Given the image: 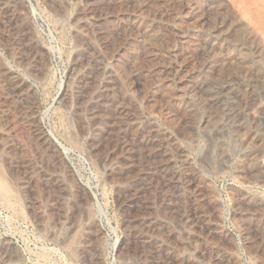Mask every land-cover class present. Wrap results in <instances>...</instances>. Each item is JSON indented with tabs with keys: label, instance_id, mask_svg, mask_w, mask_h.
<instances>
[{
	"label": "rangeland",
	"instance_id": "1",
	"mask_svg": "<svg viewBox=\"0 0 264 264\" xmlns=\"http://www.w3.org/2000/svg\"><path fill=\"white\" fill-rule=\"evenodd\" d=\"M0 246L264 264V0H0Z\"/></svg>",
	"mask_w": 264,
	"mask_h": 264
},
{
	"label": "bare ground",
	"instance_id": "2",
	"mask_svg": "<svg viewBox=\"0 0 264 264\" xmlns=\"http://www.w3.org/2000/svg\"><path fill=\"white\" fill-rule=\"evenodd\" d=\"M3 1V0H2ZM133 1V0H132ZM103 2V1H102ZM135 2V1H134ZM63 3V2H62ZM99 3V2H98ZM131 3V2H130ZM100 4V3H99ZM49 5V4H48ZM105 5V4H104ZM112 5V4H111ZM127 6V5H126ZM100 7V6H99ZM54 8H56L55 10H57L58 9V4H57V6L56 5H54ZM95 8V7H94ZM101 8V7H100ZM128 9H129V7H128ZM53 10V9H52ZM93 10V9H92ZM147 10V9H146ZM60 11V10H59ZM87 11H88V9H87ZM261 11V10H260ZM14 12V11H13ZM12 12V13H13ZM152 12V11H151ZM137 13V12H136ZM97 16H99V15H97ZM79 17V16H78ZM81 17V16H80ZM79 17V18H80ZM140 20V19H139ZM142 20V19H141ZM103 21V20H102ZM130 21V20H129ZM227 21V20H226ZM17 22V21H16ZM125 22V21H124ZM152 22V21H151ZM135 23V22H134ZM185 25V24H184ZM228 25V24H227ZM83 26V25H82ZM114 26H116V25H114ZM238 26V25H237ZM104 27V26H103ZM125 27V26H124ZM134 28V27H133ZM107 29V28H106ZM105 29V30H106ZM122 29V28H121ZM231 29V28H230ZM118 30V29H117ZM120 30V29H119ZM153 31V30H152ZM113 32V31H112ZM132 32V31H131ZM154 32V31H153ZM120 33V32H119ZM152 33V32H151ZM246 33V32H245ZM113 34V33H112ZM137 34V33H136ZM104 35V34H103ZM109 35V34H108ZM119 35V34H118ZM148 35H150V34H148ZM86 36V35H85ZM115 36V35H114ZM103 37V36H102ZM79 39V38H78ZM77 39V40H78ZM150 39V38H149ZM142 40V39H141ZM95 41V40H94ZM145 41V40H144ZM143 41V42H144ZM23 42V41H22ZM81 42V41H80ZM159 42V41H158ZM87 43V42H86ZM85 43V44H86ZM96 43V42H95ZM142 43V42H141ZM218 44V43H217ZM21 45V44H20ZM81 45V44H80ZM98 45V44H97ZM260 45V44H259ZM120 46V45H119ZM84 47V46H83ZM142 47V46H141ZM144 47V46H143ZM34 48V47H33ZM152 48V47H151ZM23 49V48H22ZM35 50V49H34ZM40 50V49H39ZM91 51V50H90ZM41 52V51H40ZM240 52V51H239ZM94 53V52H93ZM90 54V53H89ZM88 54V55H89ZM102 55V54H101ZM125 55V54H124ZM240 55V54H239ZM20 56V55H19ZM84 56V55H83ZM92 56V55H91ZM260 56V55H259ZM23 57V56H22ZM155 57V56H154ZM24 58V57H23ZM105 58V57H104ZM118 58V57H117ZM92 59V58H91ZM19 60V59H18ZM23 60V59H22ZM86 60V59H85ZM85 60H83V61H85ZM88 60H90V59H88ZM244 60V59H243ZM242 60V61H243ZM83 61H81V62H83ZM105 61V60H104ZM136 61V60H135ZM94 62H96V61H94ZM97 63V62H96ZM100 63H101V61H100ZM104 63V62H103ZM86 64H88V62L86 63ZM91 64V63H90ZM129 64H131V63H129ZM36 65V64H35ZM79 65V64H78ZM85 65V64H84ZM117 65H118V63H117ZM95 66V65H94ZM263 66V65H262ZM100 67V66H99ZM99 67L97 68V69H99ZM109 69V68H108ZM256 69V68H255ZM84 70V69H83ZM82 70V71H83ZM95 71V70H94ZM98 72V71H97ZM108 72V71H107ZM110 72V71H109ZM108 72V73H109ZM112 73H113V71H111ZM75 73H77V72H75ZM122 73V72H121ZM134 73V72H133ZM115 74V73H114ZM113 74V75H114ZM117 74V73H116ZM242 74V73H241ZM13 75V74H12ZM121 75V74H120ZM8 76V75H7ZM109 76V75H108ZM259 76V75H258ZM75 78V77H74ZM88 78H89V76H88ZM112 78V77H111ZM93 79V78H92ZM102 79V78H101ZM248 79V78H247ZM85 80V79H84ZM89 80V79H88ZM117 80V79H116ZM20 81V80H19ZM119 81V79L117 80V82ZM89 82V81H88ZM121 82H122V79H121ZM124 82V81H123ZM128 82V81H127ZM111 83V82H110ZM126 83V82H125ZM244 83V82H243ZM81 84V83H80ZM115 84V83H114ZM116 84H120V83H116ZM123 84V83H122ZM121 84V85H122ZM124 85V84H123ZM107 86V85H106ZM105 86V87H106ZM76 87V86H75ZM124 87H125V85H124ZM124 87H122V88H124ZM24 88V87H23ZM118 88V87H117ZM254 88V87H253ZM77 89V88H76ZM99 89V88H98ZM125 89V88H124ZM29 90V89H28ZM126 91L128 90L129 91V89H125ZM99 91V90H98ZM103 91V90H102ZM103 93V92H102ZM113 93V92H112ZM126 93V92H125ZM81 94V93H80ZM132 94V93H131ZM110 95V94H109ZM127 95H129V94H127ZM124 96V95H123ZM67 97V96H66ZM87 97V96H86ZM88 97H90V96H88ZM114 97V96H113ZM108 98V97H107ZM119 98V97H118ZM123 98V97H122ZM263 98V97H262ZM111 99V98H110ZM120 99V98H119ZM94 100V99H93ZM96 100V99H95ZM126 100V99H125ZM131 100V99H130ZM81 101V100H80ZM89 101V100H88ZM119 101V100H118ZM123 101V100H122ZM128 101V100H127ZM131 102V101H130ZM71 103H72V101H71ZM134 103V102H133ZM30 104V103H29ZM98 104V103H97ZM27 105V104H26ZM96 105V104H95ZM94 106V105H93ZM133 106V105H132ZM88 107V106H87ZM118 109H119V107H117ZM131 108V107H130ZM122 109V108H121ZM124 110V109H123ZM109 111V110H108ZM136 112V111H135ZM96 113V112H95ZM100 113H101V111H100ZM119 113V112H118ZM127 113V112H126ZM151 113V112H150ZM124 114V113H123ZM145 114V113H144ZM125 115H127V114H125ZM138 115V114H137ZM131 116V115H130ZM152 116V115H151ZM154 116V115H153ZM120 117V116H119ZM85 118V117H84ZM124 119V118H123ZM131 119V118H130ZM86 120V119H85ZM119 120V119H118ZM129 121H131V120H129ZM155 121V120H154ZM29 122V121H28ZM79 122H81V121H79ZM90 122V121H89ZM128 122V121H127ZM98 123V122H97ZM105 123V122H104ZM87 124V123H86ZM119 124V123H118ZM157 124V123H156ZM79 125V124H78ZM125 125V124H124ZM142 125V124H141ZM80 126V125H79ZM122 127H123V125H122ZM133 127V126H132ZM79 128V127H78ZM129 129V128H128ZM132 129H134V128H132ZM138 129V128H137ZM159 129V128H158ZM119 130V129H118ZM89 131V130H88ZM135 131V130H134ZM129 134V133H128ZM123 136V135H122ZM131 138V137H130ZM134 138V137H133ZM120 139V138H119ZM132 139V138H131ZM38 140L44 145V147L46 146L48 149H50V150H54L55 149V146H54V143H53V141L51 140V138L47 135V134H45L44 132H41L40 133V136H39V138H38ZM38 141V142H39ZM102 141V140H101ZM130 141V140H129ZM137 141V140H136ZM141 141V140H140ZM146 141V140H145ZM155 141V140H154ZM157 141V140H156ZM93 142V141H92ZM153 142V141H152ZM123 143V142H122ZM145 143V142H144ZM160 143V142H159ZM95 144H96V142H95ZM102 144V143H101ZM156 144V143H155ZM116 145V144H115ZM9 146V145H8ZM100 146V145H99ZM119 146V145H118ZM127 146V145H126ZM160 146V145H159ZM44 147H42V149L44 148ZM94 147V146H93ZM96 147V146H95ZM94 147V148H95ZM125 147V146H124ZM180 147V146H179ZM116 148V147H115ZM146 148V147H145ZM165 148V147H164ZM130 149V148H129ZM140 149V148H139ZM116 150V149H115ZM158 150V149H157ZM162 150V149H161ZM93 151H94V149H93ZM105 151V150H104ZM95 152V151H94ZM167 152V151H166ZM12 153V152H11ZM127 153V152H126ZM141 153V152H140ZM180 153V152H179ZM97 154V153H96ZM101 154V153H100ZM159 154V153H158ZM126 155V154H125ZM132 156V155H131ZM148 156V155H147ZM163 156V155H162ZM186 156V155H185ZM3 157V156H2ZM107 157V156H106ZM52 158V157H51ZM108 158H109V156H108ZM113 158V157H112ZM148 158V157H147ZM154 158V157H153ZM120 159V158H119ZM136 159V158H135ZM151 159V158H150ZM49 161V160H48ZM121 161V160H120ZM189 161V160H188ZM126 163V162H125ZM182 163V162H181ZM61 164V163H60ZM140 164V163H139ZM152 164V163H151ZM166 164V163H165ZM190 165V164H189ZM154 166V165H153ZM163 167V166H162ZM161 167V168H162ZM166 167V166H165ZM66 168V167H65ZM136 168V167H135ZM153 168V167H152ZM191 168V167H190ZM13 169V168H12ZM62 169V168H61ZM187 170V169H186ZM50 171V170H49ZM164 171V170H163ZM181 171H183V170H181ZM109 172V171H108ZM151 172V171H150ZM191 172V171H190ZM145 173V172H144ZM126 174V173H125ZM173 174V173H172ZM178 174V173H177ZM118 175V174H117ZM187 175V174H186ZM194 175V174H193ZM144 176H145V174H144ZM60 177V176H59ZM120 177V176H119ZM143 177V176H142ZM146 177H148V176H146ZM152 177V176H151ZM194 177V176H193ZM26 178V177H25ZM176 178V177H175ZM145 179V178H144ZM147 179V178H146ZM161 179H163V178H161ZM174 179V178H173ZM180 179V178H179ZM22 180V179H21ZM141 180V179H140ZM166 180V179H165ZM164 181V180H163ZM167 181V180H166ZM173 181V180H172ZM171 181V182H172ZM201 182V181H200ZM145 184V183H144ZM177 184H178V182H177ZM193 184V183H192ZM199 184V183H198ZM203 184V183H202ZM21 185V184H20ZM134 185V184H133ZM161 185V184H160ZM188 185V184H187ZM191 185V184H190ZM168 186V185H167ZM176 186V185H175ZM186 186V185H185ZM178 187V186H177ZM191 187V186H190ZM166 188V187H165ZM172 188H173V186H172ZM199 188V187H198ZM135 189V188H134ZM176 189V188H175ZM174 189V190H175ZM130 190V189H129ZM144 190V189H143ZM158 190V189H157ZM84 191V190H83ZM154 191V190H153ZM182 191V190H181ZM184 191V190H183ZM197 191V190H196ZM147 192V191H146ZM81 193V192H80ZM149 193V192H148ZM154 193V192H153ZM200 193V192H199ZM150 194V193H149ZM187 194V193H186ZM246 194V193H245ZM181 195V194H180ZM34 196V195H33ZM83 196V195H82ZM189 197V196H188ZM196 198V197H195ZM200 198V197H199ZM193 199V198H192ZM59 200V199H58ZM172 200V199H171ZM198 200V199H197ZM143 204V203H142ZM165 204V203H164ZM140 205V204H139ZM244 205V204H243ZM243 205H242V207H243ZM120 206V205H119ZM143 206V205H142ZM150 206V205H149ZM63 208V207H62ZM84 208V207H83ZM85 209V208H84ZM136 209V208H135ZM83 210V209H82ZM163 210V209H162ZM238 210V209H237ZM134 211V210H133ZM81 212V211H80ZM84 212V211H83ZM135 212V211H134ZM171 212V211H170ZM199 212H200V210H199ZM248 212V211H247ZM128 213V212H127ZM137 214V213H136ZM155 215V214H154ZM131 217V216H130ZM152 218V217H151ZM200 218V217H199ZM140 219V218H139ZM149 221V220H148ZM260 221V220H259ZM96 222V221H95ZM144 222V221H143ZM251 222V221H250ZM254 222V221H253ZM84 223V222H83ZM128 223V222H127ZM203 224H204V222H202ZM90 225H92V226H95V224H90ZM129 225V224H128ZM154 225V224H153ZM205 225V224H204ZM246 225V224H245ZM67 226V225H66ZM206 226V225H205ZM69 227V226H68ZM95 227H97V225L95 226ZM131 227V226H130ZM148 227V226H147ZM158 227V226H157ZM207 227V226H206ZM89 230H92V228L90 229V227L88 228ZM95 229V228H94ZM93 229V230H94ZM130 230V229H129ZM146 231V230H145ZM89 232V231H88ZM87 232V233H88ZM98 228H97V230H96V232H93L92 233V236L93 237H96L97 235H98ZM251 232V231H250ZM55 233V232H54ZM70 233V232H69ZM150 233V232H149ZM52 234V233H51ZM61 235V234H60ZM81 235V234H80ZM100 235V234H99ZM260 235V234H259ZM152 236V235H151ZM149 237V236H148ZM68 238V237H67ZM94 239H96V238H94ZM86 240V239H85ZM93 239H92V237H91V241H92ZM8 241V240H7ZM7 241H5V242H7ZM64 241V240H63ZM3 242V241H2ZM5 242H3L4 243V246H7V245H5ZM89 241H88V239L84 242V240H83V242H81V243H79L76 247H75V249L73 250V253H77L79 256H82V257H84V258H87L88 257V259L89 258H91L92 257V254L90 253V242L88 243ZM258 243V242H257ZM3 245V244H2ZM157 246V245H156ZM1 247V246H0ZM8 247V246H7ZM5 248V247H4ZM157 248V247H156ZM5 249H7V248H5ZM120 249V248H119ZM6 253V252H5ZM93 253V252H92ZM143 253V252H142ZM8 255H9V253H8ZM93 255H94V253H93ZM96 255H97V253H96ZM224 255V254H223ZM9 257H10V255H9ZM15 259V258H14ZM85 260V259H84ZM10 261H13L11 258H8V256L7 255H2V256H0V264H7V263H9ZM16 261V260H15ZM225 261V260H224ZM140 262V261H139ZM141 264V263H140ZM223 264V263H222Z\"/></svg>",
	"mask_w": 264,
	"mask_h": 264
}]
</instances>
